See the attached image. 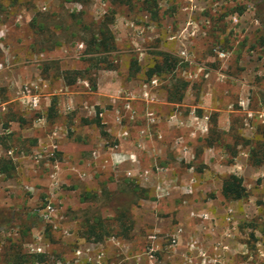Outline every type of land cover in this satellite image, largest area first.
Wrapping results in <instances>:
<instances>
[{
    "label": "rangeland",
    "instance_id": "obj_1",
    "mask_svg": "<svg viewBox=\"0 0 264 264\" xmlns=\"http://www.w3.org/2000/svg\"><path fill=\"white\" fill-rule=\"evenodd\" d=\"M258 1L158 0L154 20L142 0H0V210L40 218L0 231V264H264ZM104 26L114 48L94 54ZM161 53L178 68L149 79Z\"/></svg>",
    "mask_w": 264,
    "mask_h": 264
},
{
    "label": "trees",
    "instance_id": "obj_2",
    "mask_svg": "<svg viewBox=\"0 0 264 264\" xmlns=\"http://www.w3.org/2000/svg\"><path fill=\"white\" fill-rule=\"evenodd\" d=\"M122 3H131V0H120ZM259 5L264 4V0L258 1ZM142 9L147 12L151 19H157L159 15L158 0H142ZM264 17V12L261 14ZM264 25V19L262 20ZM89 49L94 54H101L103 52L110 51L114 48L113 36L108 27H101L95 42L93 45L88 46ZM162 61L156 63L153 67L149 68L147 71V76L149 79L154 76H162L171 73H175L178 68L179 60L169 53H161ZM190 87V83L182 78L174 77L173 82L167 88L169 103L181 104L185 98V94ZM56 104H53V107ZM55 109V108H53ZM52 109V110H53ZM100 125V122H97ZM249 161L255 167H261L264 165V140L257 141L255 145L251 146L249 153ZM15 171V166L12 160H7L5 158L0 159V174L7 175L9 177L13 176ZM243 180L236 176H228L223 181L222 193L225 198L230 200H242L246 197V192L243 188ZM19 214L15 212H8L0 210V231L4 228L13 229L15 227H23L26 231H31L38 223L39 216L37 214H29L23 218L17 217ZM18 218L20 220H18ZM98 224V223H97ZM89 233L96 235L95 227L93 225L89 226ZM104 236L98 237V241H102ZM21 259L22 263H17ZM46 261L44 255H28L23 254L20 250L15 251L7 259L8 264H26L31 262L42 263Z\"/></svg>",
    "mask_w": 264,
    "mask_h": 264
},
{
    "label": "built area",
    "instance_id": "obj_3",
    "mask_svg": "<svg viewBox=\"0 0 264 264\" xmlns=\"http://www.w3.org/2000/svg\"><path fill=\"white\" fill-rule=\"evenodd\" d=\"M217 53H218V55H219L220 58H226V54H225L224 52H221V51L219 52V51H217ZM35 251H37V252H39V253L42 252L41 249H38V250H35ZM42 264H46V263H42Z\"/></svg>",
    "mask_w": 264,
    "mask_h": 264
}]
</instances>
